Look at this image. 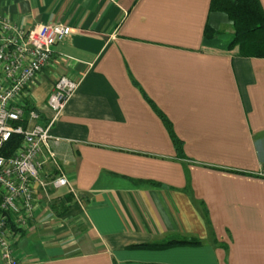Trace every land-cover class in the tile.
<instances>
[{"label":"crops","instance_id":"0c3cea01","mask_svg":"<svg viewBox=\"0 0 264 264\" xmlns=\"http://www.w3.org/2000/svg\"><path fill=\"white\" fill-rule=\"evenodd\" d=\"M209 1L0 0L19 27L70 28L24 98L41 124L56 79L77 82L39 155L68 187L36 188L14 264H264V58L226 50ZM172 241L197 244L144 247Z\"/></svg>","mask_w":264,"mask_h":264},{"label":"built area","instance_id":"2783aa9c","mask_svg":"<svg viewBox=\"0 0 264 264\" xmlns=\"http://www.w3.org/2000/svg\"><path fill=\"white\" fill-rule=\"evenodd\" d=\"M70 32L62 24H36L24 29L0 15V260L14 264L11 257L12 238L25 226L34 209L35 190L46 187H68L59 174L48 183L39 173L40 152L52 139L48 131L65 103L74 93L77 82L66 76L56 79L46 103L52 115L44 125L38 114L30 109L24 114V98L31 82L47 66L54 47ZM11 136H19L18 146L4 155L5 144Z\"/></svg>","mask_w":264,"mask_h":264},{"label":"trees","instance_id":"16d2710c","mask_svg":"<svg viewBox=\"0 0 264 264\" xmlns=\"http://www.w3.org/2000/svg\"><path fill=\"white\" fill-rule=\"evenodd\" d=\"M209 11L225 15L231 25V39L226 45V50L242 58H264V13L260 8L258 0H210ZM208 32V34H206ZM212 30H204V37L209 38ZM152 110L160 120L168 138L172 144L175 158L183 160L182 143L172 132L168 120L153 106ZM32 108L26 107L24 114ZM19 136H11L5 144L4 155H9L18 146ZM196 245V241L168 242L165 244H150L144 247L148 249H163L175 245Z\"/></svg>","mask_w":264,"mask_h":264}]
</instances>
